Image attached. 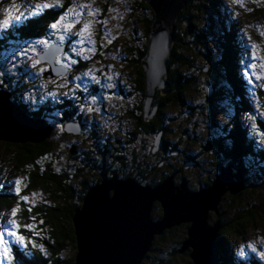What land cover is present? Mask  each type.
Instances as JSON below:
<instances>
[{
	"label": "trees",
	"instance_id": "obj_1",
	"mask_svg": "<svg viewBox=\"0 0 264 264\" xmlns=\"http://www.w3.org/2000/svg\"><path fill=\"white\" fill-rule=\"evenodd\" d=\"M215 1L216 0H186L184 7L181 9L178 19L175 21L171 51L169 57L167 58L169 73L166 77V82L168 85L164 95L161 94L162 90L160 88L155 91L154 101L161 103V106L159 108V112H157L154 116H151L150 119L145 118L144 98L146 96L147 89L142 61L147 53L149 45L148 35L152 28L153 10L150 5L146 4L144 1L143 7L145 8V11L151 13V15H148L145 12L144 15H142L144 24H146L144 25V40L141 41L139 46L140 48H135L133 44L132 46L128 45V47H126L128 49V54L131 57L128 61H126L128 63V67H126V69L128 70L129 76L132 77L133 86L136 90L138 99L133 98L132 101L134 102H130L129 105L123 104L121 106L122 110H124V115L118 121L123 122L126 126H130V129H127L124 132L120 130V132L118 131V133H123V138L127 137L129 142H131L129 148L127 147L125 152H123L124 156H129L127 163L130 165V168L126 169H134L136 165L139 164L145 176L154 175L157 179L162 181L159 173L161 170H166L158 167L157 162L158 160H162V157H165V155H167V158L170 156L168 154L163 155L162 152H158L156 155L152 152L151 146L153 145L155 135L160 130L163 131L164 134H167L168 132V136L174 137L171 136L172 132L169 131L167 126H165L166 119H163V115H165V112L168 113V110L165 108L168 106H170L169 108H172L174 105H179L180 103L182 104L183 100L186 98L185 96L188 93H193L194 90L190 88V84H192L195 81V78H197L193 72L194 69L198 70L200 74H203L205 73V66L208 65L209 68L211 66L218 67V65L221 64L220 62H224L222 58L219 61L215 60L213 56L214 53H212L213 50L211 51L212 41H219L227 45V31L224 30L220 20L214 16V12H217V7L214 4ZM208 4L213 10H208L207 8L205 9V5ZM61 5L63 10H67L70 5V0H61ZM62 9L49 10L45 15L33 18L30 22L22 24L23 28L18 34L22 35L23 33H26L35 36H41V34L46 35L47 25L52 23L54 19L58 18ZM210 13H213L212 16ZM203 17H205V19H210V22L213 21L212 23L216 27L217 37L213 34L210 41L208 39L209 32H207L205 28L202 32L197 30L198 26L204 25V23L201 22ZM181 19H184L185 21L182 23ZM181 25H184V27L182 28ZM25 27L33 29L27 30ZM181 28L182 32L180 30ZM5 45L6 43L4 42L0 43V51L5 48ZM221 46L223 47V45ZM96 52L98 54L99 50L97 49ZM225 53L227 55V52ZM36 54L37 52H34L35 56ZM102 59L103 55L98 54L94 60L102 61ZM202 60L204 61L202 62ZM226 61L227 60H225V62ZM86 67L87 65L82 63L80 69H85ZM43 76L46 78L45 73ZM28 82L32 83L31 81ZM25 84L26 82L22 80L19 87H13L14 92L16 93V91H19ZM239 85L240 84H238V88ZM14 92L13 94H10V96L13 97ZM47 104L49 103L47 102ZM49 105H47V108H51V105ZM244 109H246L245 111H247V109L251 111L252 108H247L245 105L243 106V110ZM33 115L35 116L34 113ZM36 116L45 117L40 114ZM106 128L107 132L111 133V130L108 127ZM143 135L144 137H150L151 135V138H153L150 150L149 147L147 148V143L150 139L148 140L147 138V140H143L142 142L141 139ZM96 138L99 141L100 138ZM93 141H90L88 147L91 148L88 152H86V154L83 153L82 157L79 158L80 160L74 158L75 155L71 156L69 147L67 153L65 149L67 145L65 143L62 144L61 149L58 153L56 152V154H60L61 150H63L62 153L66 155L64 162H62L59 157L51 155L55 154L54 147L55 145H58L52 133L45 139L38 142H3L5 152L4 156L0 153V160H2V162L9 167L7 168V173L5 172V178H0V184L5 185L0 188V223H4L5 220L11 218L10 209L17 204L19 199L15 193L7 187L6 182H10L12 179L15 180L19 177L22 180L20 185V195L29 197V201L20 202L21 210L16 219L21 224L33 223L35 225V231L39 234L33 236L32 232L21 229L22 234L33 239L37 244L43 243L47 250V257L45 258L41 256L36 249L31 248V246L23 251H18L16 247H13V253L20 260L21 264L74 263L76 253V236L74 231L73 215L76 208L81 206L82 199L90 186L98 184L99 181L103 179L97 168L92 166L93 153L91 152V149L95 147L93 146ZM164 142L166 143L167 140L164 139ZM180 143H184V141ZM188 143L190 147H194L193 142L192 144L190 142ZM219 143H223V140L220 139ZM137 146L140 147V149H135ZM228 147L225 148V153L230 151V148ZM100 151H102L101 148ZM232 152L234 155L230 154V152L229 154L227 153V160L230 161L227 163V166H229V163L232 162L235 164V168L233 170L234 172L237 171V168L242 169L243 188L236 194H232L230 192L226 193L220 198L217 205V212L208 213V224H218L215 241L216 247L214 251V256L216 253V258L214 257V259H216V262H220L221 264H243V262H239L237 260L232 259V261L229 260L228 262L225 257L222 258L223 255H226L225 249L229 243V239L231 238L230 234H233L234 237L236 235L244 236V234L248 232L251 225H254L256 221L264 218V176H260V174H258L260 171H246L247 166H245L244 156H242L243 152H238V149L236 148L232 150ZM249 153H251V150H249ZM94 154L98 155L97 152ZM189 155L192 157L191 160L194 162L195 158L193 156L195 155L192 153H189ZM124 156L120 154L116 156V160L119 159L123 161ZM263 156L264 155H259V158L261 159ZM83 158V162L80 163ZM71 160L76 162L74 167L69 163ZM172 161L173 165L174 163L180 164L177 168V170L179 169L180 171L183 167H191L188 164H185L186 161L183 157L173 158ZM145 163H148V167H144ZM153 166L155 167V172L152 171ZM165 166H167V164H165ZM214 166L216 167V165ZM126 169H124L125 171L118 173L117 178L119 176L127 175L129 171L127 172ZM168 171L169 168L167 167V172ZM173 178L177 183L182 179L179 176L176 177L175 174L173 175ZM185 180L188 181L190 179L186 177ZM206 183L208 186L211 184V182L208 181ZM191 186L192 184L189 183V188H191ZM234 200L238 201L237 204H230L231 202H234ZM227 203L231 208V212L228 214ZM29 208H31V211H28ZM161 215L162 209L158 203H155L151 216L160 217ZM187 227L188 226L183 228L181 227L182 229L179 227L169 228L161 235H156L151 249L145 254L141 264H155L150 260L153 252H159V257H161V254L163 253H165V255H169L168 259L159 258L158 263L179 264L178 256L182 253H179V250L187 236ZM26 252H31L32 255H26ZM217 252L220 256V261ZM189 253L190 250H187L182 254L186 255L189 264H194L189 256ZM227 257H230V255L227 254ZM216 262L214 264H216ZM247 264H257V259L255 258L254 253H250V255H248Z\"/></svg>",
	"mask_w": 264,
	"mask_h": 264
},
{
	"label": "rangeland",
	"instance_id": "obj_2",
	"mask_svg": "<svg viewBox=\"0 0 264 264\" xmlns=\"http://www.w3.org/2000/svg\"><path fill=\"white\" fill-rule=\"evenodd\" d=\"M144 1L145 0H70V5L68 6V9H72L73 11H70L68 16L65 17L64 23L71 25V27L67 31L61 32L59 30L60 26L58 25L57 30L47 29L49 30L47 31V34L44 32L46 35L41 34V36L42 35H44L42 37L47 36V39L49 41L51 39L49 37V33L50 34L54 33L53 38L56 41L51 40L50 42L56 44L57 41H63L60 40L59 38L61 35H63L65 37L64 42L66 40L68 43L69 52L66 54L71 59L73 58L75 59L76 56H79L83 60H89L92 58L91 57L92 54L93 55L95 54L96 56H98V54L99 55L102 54L103 59L102 61L99 60L94 61L93 59V61L86 62L87 67L85 69H81L80 71H77V69L75 68L74 71L70 74V78L67 77L66 75H62L59 77L51 76L45 78L43 76L45 72L41 73L40 78L34 81L35 85L37 86L46 85L47 87L44 90L47 91L64 92L67 91L69 88H73L74 90H81L84 87H86V89L88 90H90V88L95 90L94 86L89 87L91 82H89L88 78L85 77L84 74L86 72H89V70H91V74L97 76L98 78L110 76V73L104 70V66L107 65L109 66V68H111V66L118 65L119 62L122 65L124 63H127L124 62L122 59L124 58L126 60L131 58L130 55L128 54V49L126 47H128V45L132 46V44L134 45L135 48L139 47L141 41L144 40L145 37L144 25L146 24H144L142 15H144L145 12L146 14L151 15L150 12L145 11V8L143 7ZM43 2H45V0H0V19H3L4 15L6 14L5 9L9 7H12L13 14L27 13L32 10L30 5L34 6L37 3H43ZM145 3L148 4L146 1ZM214 4L217 7V12L216 11L214 12V16L215 18H218V20H220L224 30L227 31V45L215 39L217 42L212 41V44L210 43L212 46L211 51L213 50L212 53L215 54V55L213 54L215 60L219 61L222 58L224 62L223 63L220 62L221 64L218 65V67L211 66L210 72L208 70L209 66L208 65L205 66L204 67L205 73L203 74H200L198 70L194 69L193 72L195 73L197 78H195V81L192 84H190V88L194 90L193 93H188L185 96L186 98L183 100L182 104L180 103L179 105H174V107L172 108H169L170 106L165 108L166 110H168V113L165 112V115H163V119L164 120L166 119L165 126L168 127L169 131L172 132L171 136L174 137H170L168 136V132L167 134H164L163 131L160 130L155 135L154 141L153 138H151L152 137L151 135L150 137H144L143 135L141 139L142 142L143 140H147V138L148 140L150 139V141L147 143V148L149 147V150H150V145L152 144L153 141L151 150L155 154L158 152H162L163 155L168 154L170 156V152L175 150L173 149V142L184 141L185 127L188 128L189 137H191L192 135L191 127L193 126L194 123H196L195 118L201 115V113L197 111V106L195 101L197 99H207L214 113L219 112L220 117H224L225 114H228L230 115V117L234 118L232 122V126L229 129L228 133L224 137L220 138L221 140H223V143H219L220 139H218L217 141V145L222 150V153L219 161H217L212 165V167L215 169V173L212 174L211 179L207 180L208 182L211 183L213 182V180H215L216 176L220 172L221 166H224L225 164L230 162L227 160L228 157L227 153L229 154L230 152V154L234 155L232 150H234L235 148L238 149V152L241 151L243 152L242 156H244V162L247 168L251 164L252 168L256 169V164L258 162H264V156L261 159L259 158V155H264V146L256 143V141L261 140V137L264 136V118L260 117V113H264V87H261V85H264V79H261L260 81L254 80V84H255L254 95L250 94L249 93L250 85L248 84V82L246 81L243 75L244 66L242 64V61L245 63L251 62L249 60L251 49L249 48L248 52H246L245 46L246 45L250 46L252 44H255L256 45L255 52L257 57L259 58L258 61L256 62L257 67L255 69V74L264 77V67H262V65H264V0H216ZM206 8L208 10L210 9L213 10L209 4L205 5V9ZM210 14L212 16L213 13ZM154 17L155 15L153 11V20ZM205 17L202 18L201 22H203L204 25H206L205 30L209 32L208 39L210 41V38H212L213 34L215 35V37H217L216 35L217 31H216V27L212 23L213 21L210 22L211 20L208 18L205 19ZM177 19L178 17L176 18V20ZM184 21H185L184 19H181L182 23ZM85 24L88 25L87 28L84 27ZM181 27L183 28L184 25H181ZM22 28H23L22 24H17L15 26H10V28L7 31H0V43L1 42L6 43L5 48L2 51H0V71L12 67V54L19 47L16 43L20 40V38L25 36V33H23L22 35L18 34ZM182 28L180 29L181 32H182ZM76 32L80 33L78 37L73 35ZM66 38L69 39L67 40ZM35 39L37 38L34 36V38L31 39V41H34ZM70 40L72 41L71 43H69ZM27 42L29 43V41ZM221 45H223V47ZM36 46L39 49L43 47L41 45H36ZM39 49L37 50V52H39ZM97 49L99 50L98 54L97 52H95L97 51ZM224 50L225 52H227V55L224 52ZM77 53H79V55H77ZM40 54H42V52L37 53L38 59ZM58 55L59 52L56 54L55 58ZM30 56L31 59L27 61L29 65H31L33 60H37L34 53H30ZM65 56H66L65 52H62V54L58 56L60 58L61 64L66 62ZM225 60L227 61L225 62ZM203 61L204 60H202V62ZM18 63H22V62L18 61ZM201 64L204 65L203 63ZM49 67L50 65L46 64V61L41 60L37 68L31 69V71L38 72L39 68L50 70ZM120 68L123 69L126 68V66L125 67L121 66ZM65 69H66L65 74L71 72L69 66L63 68L64 72ZM249 71L252 70L249 69ZM47 72L48 71H46V73ZM168 73H169V68L167 63L166 77L168 76ZM82 77H85L86 80L84 81ZM27 82L24 85V87H22L19 91H16V93L14 92V96L13 97L10 96V99L18 106L24 108L25 110L24 114L28 118H32L34 112L37 111V113L38 112L42 113L40 112L39 107L42 104H45L46 102L50 104L51 98L45 97V101L38 102L37 110L33 111L32 108L29 107L27 103H25L20 99V95L22 93L31 90L33 87V82L32 83L29 82L27 83ZM111 82L114 84V89L105 90V94L111 96V99H114L117 102L122 101V103H125L127 105H129L130 102H134L132 101L133 98L138 99L136 91L134 95L127 92L122 77L119 81L112 80ZM65 83H67V88L62 87L57 89V85H61ZM77 84L81 85V89L75 88V85ZM200 84L203 85L205 84L203 89L200 88ZM238 84H240L239 88H238ZM13 87H16V85H14ZM97 88H99V86H97ZM158 89L159 88H156V91ZM80 93H78V95H80ZM155 93L156 92H154L152 96L151 105H155L156 103H159L154 101ZM83 94L89 96L91 100V96L88 94V92H84ZM107 102H110V99H108ZM245 105L247 108L248 107L250 109L252 108L251 111H249V109H247V111H245L246 109L243 110V106ZM160 106L161 103L158 106L156 112L152 116H154L157 112H159ZM55 110L56 109H53L51 106L47 114L44 113L41 114L47 118L46 122L38 121L37 124L42 127L46 126L47 124L54 125L57 119L53 115V112ZM252 115H255L257 118L255 120L249 119V117ZM105 117H109V116L107 114H104L103 117H101L102 119H97L96 122L99 124H104ZM105 121L109 122L108 120ZM253 123L257 125L255 129L251 127ZM71 124L74 126L77 125L78 127L77 132L68 130L69 128L68 126ZM120 125L121 127L124 128V131L130 129L129 128L130 126H126L123 123H121ZM80 127H81V123H77L75 121L74 123H71L69 120L68 123L65 124V117H64L62 130L56 127L58 130L53 129L52 131V135L58 144L57 146L55 145L54 147L55 154H52V156L59 157L62 160V162L65 161L66 155L62 153L63 150H61L60 154H56V152L57 153L59 152V150L62 147L61 146L62 144L67 143V147L65 149L66 152L68 153V147L70 145V142H74L72 137L74 135L79 134ZM60 132H62L63 135L65 134V132L67 133L65 138L61 136L62 134ZM164 139L167 140L166 143L164 142ZM95 140L93 141L94 142L93 146L99 145L97 154L100 155L101 153H103L105 159H110L113 161H116L117 159L116 156L120 154L124 156V153L122 152H125L126 150L125 147L129 148L127 144L128 141L126 138L123 140V142L120 141L117 142L115 140L112 141V143H103L100 139L98 141L97 138ZM3 142L5 141L0 140V153L4 156L5 149L3 148ZM188 142H190L191 144L192 142L194 143L193 144L194 147L191 146L192 148H197L200 146L199 140H196L195 142V139H189L187 141L188 148H191ZM89 143H83L87 145V147L83 146L82 148H78L81 147V143H76L78 147L71 145V147H69L71 156H73L72 154L73 150L76 151V154H80V155L81 154L83 155V153L86 154V152H88V150L91 148L88 147ZM226 147L230 148V151L227 153L224 152ZM100 148L102 151H100ZM135 149L138 150L140 149V147L137 146L135 147ZM249 150H251V153H249ZM190 153L196 156L194 152H190ZM195 156H193L195 158L194 162L191 159H188L185 163L191 166L190 168L183 167L180 171L179 169L177 170L180 164L174 163V168L177 170L175 172V176L176 177L179 176L180 178H182L181 180L178 181V183H180L186 177L190 179L188 180L189 182L185 180L187 186H189V183L195 185L200 182L197 179V173H202L203 169L200 166H198L200 164V157L197 156L195 157ZM201 156H206L208 159H213V157L207 156L206 152L204 153L202 152ZM165 157H167V155H165ZM124 158L128 159L129 156H124ZM169 158L171 160L173 159L171 156ZM83 160L84 158L81 160L80 163H82ZM69 163L74 167L76 162L71 160V162ZM157 164L158 167L166 170L164 172H167L168 165L165 166L163 159L158 160ZM229 164L230 166L235 167V164H233L232 162ZM161 165H163V167H161ZM214 165H216V167ZM8 167L9 166H7L4 162H2V160H0V170H2L0 171V178L2 179L5 178L6 176L5 172L7 173ZM204 167H209V165H204ZM126 170L127 172L128 171L130 172L131 169L130 170L126 169ZM239 170L241 171L242 169ZM170 171L172 170L169 169L168 172ZM258 171L261 172L264 170L261 169L255 170V172ZM260 172L258 174H260ZM172 179L176 184L177 182L175 181L173 176ZM13 180L14 179H12L11 181ZM227 193L229 192L227 191ZM30 198L33 199L32 197ZM237 202L238 201L234 200V202H231L230 204L236 205ZM230 212H231V208L227 203V214ZM6 221L7 220H5L4 222ZM186 226H188V223H181L178 226H174L171 228L179 227L180 229H182L183 227ZM230 236L232 239L228 238L229 243L227 244V247L225 249L226 255H223L222 258L225 257L228 260V262L229 260L232 261V259L238 261V258L236 257L235 253L237 252L240 245L251 244L255 246L258 250L264 247V218L262 220L260 219L259 221H256L254 225H251L250 228L248 229V232L244 234V236L236 235L234 237L233 234H230ZM214 238L216 241V236ZM215 241H214V246L212 248L214 263L216 262V259H214V257L216 258V253L214 256V251L216 247ZM182 247L183 245L181 246L179 253ZM182 253L179 254L178 256V263L189 264L186 255ZM250 253L252 252L248 250V255H250ZM227 254H229L230 257H227ZM159 256H160L159 252L156 253L153 252L150 260L156 264L158 263L159 258L168 259L169 257V255L167 254L165 255V253L161 254V257ZM219 261H220V256H219ZM158 264H162V263H158ZM216 264H221V263L216 262Z\"/></svg>",
	"mask_w": 264,
	"mask_h": 264
},
{
	"label": "snow or ice",
	"instance_id": "obj_3",
	"mask_svg": "<svg viewBox=\"0 0 264 264\" xmlns=\"http://www.w3.org/2000/svg\"><path fill=\"white\" fill-rule=\"evenodd\" d=\"M32 10L27 13H19L13 14L12 7L5 9V15L3 19H0V31H7L10 26H15L17 24H26L30 22L34 17H41L45 15L49 10L62 9L61 0H45L43 3H37L34 6L30 5ZM159 7V5H157ZM73 11L72 9L63 10L58 18L54 19V21L47 25V29L57 30L58 25L60 26L59 30L61 32L67 31L71 25L63 23L65 21V17L68 16L69 12ZM159 26L156 28V32L154 35L157 38V62L159 61L160 55L164 50V37L168 34V29L170 26H175V18L172 16L170 11L165 9L161 11L159 17ZM85 28L88 27L87 24L84 25ZM206 25L198 26V31H203ZM46 29V31H47ZM74 36H79L80 33L76 32L73 34ZM60 40H64L65 37L61 35ZM72 41L70 40L69 43ZM36 45L43 46L45 56L49 55L47 51L49 48V41L47 38H37L31 43H27L25 45H21L18 47L16 51L12 54V67L6 68L3 71H0V97L8 96L13 94L14 88L20 86L21 81H31L33 82V87L31 90H28L20 95V99L27 103L29 107L32 108L33 111L37 110L38 102L45 101V97L51 98V106L53 109H56L53 112V115L57 118L54 127L60 128L62 130L64 117L68 116L69 119L79 123V121L83 120L84 123L81 125L84 132L88 131L89 124L96 125V116L95 114H100L103 117L106 109L97 106L99 104L100 99L108 100L111 99V96L105 94V90H113L114 84L111 82L113 77L106 76L103 78H98L95 75L91 74V70L84 74L85 77L88 78L89 82L95 83L96 86H99V90L102 95L98 98L93 92L90 90L83 88L81 89V85H75L76 89H81L80 95L73 88H69L67 91H47L46 85H35L34 81L40 78V74L46 71L51 75L50 70H46L44 68H39L38 72H33L31 69L37 68L40 64V60H33L31 65L27 63L29 59H31L30 53H34L37 51ZM249 48L251 49L249 60L250 63H245L242 61L244 66L243 75L250 85L249 93L254 95V80L260 81L264 79L259 75L255 74V69L257 67L258 57L256 55L255 49L256 45L252 44L250 46H245V51L248 52ZM79 55V53H77ZM66 63L61 64L60 58L57 57L56 63L60 64L62 68L68 67L69 65L77 64V60L69 58L66 54L65 56ZM18 61L22 63H18ZM264 67V65H262ZM251 69L252 71H249ZM210 72V68H209ZM22 74V75H21ZM67 88V83L57 85V89L59 88ZM264 87V85H261ZM200 88L203 89L204 85L200 84ZM44 90V91H42ZM84 92H88L91 96V100L88 102V106L86 107L84 103H81V95ZM114 95V92H113ZM87 99V97H85ZM197 106V111L201 113V115L195 118L196 123L191 127V137L188 135V128L185 127V139L184 143H180L178 141L173 142V148L175 150L170 152V156L172 158L183 157L185 161L191 159L192 157L189 155L190 152H194L197 157H200V166L203 171L202 173H197V179L200 181L199 183L192 185L191 190L185 185L181 184L179 188H176L177 191L184 190L186 188L187 192L192 194L194 197H203L208 195L211 189L208 187L206 181L212 178V174L215 173V169L212 167L214 163L219 161L221 157L222 150L218 147L217 141L221 137H224L229 129L232 126L233 119L230 115L225 114L224 117H220L219 112L214 113L210 106V103L207 99H197L195 101ZM70 109V111H69ZM260 117L264 118V113H260ZM257 117L252 115L249 119L255 120ZM253 129L257 127L255 123L251 126ZM112 131H115L113 129ZM189 139H195L200 141V146L197 148H188L187 141ZM101 141L103 143L111 142L109 139H105L101 137ZM257 144H261L264 146V136L261 137V140L256 141ZM99 145L93 147L91 149L92 155V166L97 168L100 172L103 179L99 181L98 186L104 185L106 181L112 182L113 177H117V174L123 172L124 169L130 168V165L127 163V158L121 160H110L105 159L104 154L95 155L94 153L98 151ZM202 152H207V156L213 157V159H208L206 156H201ZM164 164L168 165V168L172 171L164 172L161 171L159 176L162 178V181L157 179L154 175L145 176L141 166L139 164L136 165L134 169L127 175L119 176L118 180L120 183L128 186L133 190L134 194L141 200L147 201V217L154 224V221L159 217H153L149 213L153 207V201H160L164 209L169 211H176L177 203L174 201H169L167 204L165 200L156 193V189L160 188L164 185V183L168 180V178L172 177L177 171L174 168L173 161L167 157H162ZM204 165H209V167H204ZM144 167H148L147 163H145ZM163 167V165H161ZM257 169L264 170V162H258L256 164V169H253L251 164L246 169V171H255ZM152 171L155 172V167L153 166ZM261 175H264V171L260 172ZM21 178H16L11 182H6L7 187L15 193V195L19 198L18 202L15 206L10 209V219H8L4 223H0V264H21L20 260L13 253V247H16L18 251H23L28 249L29 246L31 248L36 249L41 256L47 257V250L43 243L37 244L35 241L29 237H26L22 234L21 229L32 232L33 236L38 235L39 233L35 231V225L33 223L21 224L16 219L18 213L20 212V202H28L29 197L20 195L21 193ZM5 185L0 184V188ZM115 188V187H114ZM93 189V188H92ZM90 192V191H89ZM89 192L86 194L88 196ZM118 195V194H117ZM31 211V208L28 209ZM34 219V218H33ZM192 220V229L197 232V238L195 243H193L194 248L196 249L193 252V255L199 257L201 253L202 244L205 241L211 239L209 233L210 229H208L204 223V216L199 214L195 218H187ZM248 250L255 254V258L257 259V264H264V247L261 249H257L255 246L251 244L240 245L237 252L235 253L239 262H243V264H247L248 262ZM26 255H32L31 252H26ZM198 264H200L198 260Z\"/></svg>",
	"mask_w": 264,
	"mask_h": 264
},
{
	"label": "water",
	"instance_id": "obj_4",
	"mask_svg": "<svg viewBox=\"0 0 264 264\" xmlns=\"http://www.w3.org/2000/svg\"><path fill=\"white\" fill-rule=\"evenodd\" d=\"M154 11L152 28L148 35V50L142 61L147 93L144 98L145 118L149 119L157 110L160 103L151 105V99L156 88L166 92L167 58L170 55L174 27L170 26L168 34L164 37V50L157 62V38L154 35L159 26L161 11L167 9L172 16L178 17L186 0H145ZM159 5V7H157ZM64 49L63 46L51 44L49 55L40 54V60L47 61L50 71L46 77L65 75L63 68L54 63L55 56ZM59 67V69H58ZM58 69V70H57ZM44 119L28 118L24 111L15 104L10 95L0 97V140L16 143L38 142L52 133V127H42L37 122ZM69 131L77 132V125H69ZM232 166H221L215 180L208 186L211 191L203 197H194L186 188L177 191L183 183L175 184L172 177L163 186L156 189L167 204L169 201L177 203L176 211L167 212L160 201L158 203L162 215L154 221L147 217V201L139 199L128 186L113 177L112 182L106 181L104 185L98 184L90 187L83 197L82 204L76 208L73 215L74 231L76 236V253L73 264H141L145 254L151 249L156 235H161L166 229L188 223L187 238L183 242L180 252L190 250L189 256L194 264H214L213 246L217 234L218 224H208V213L217 212L220 198L227 191L236 194L243 188L242 174L237 168L233 172ZM163 182V181H162ZM115 187V188H114ZM189 188V186H187ZM93 188V189H92ZM191 190V188H189ZM118 194V195H117ZM153 210V207L150 211ZM199 214L204 216V223L210 229L211 239L202 244L199 257L193 255L197 232L192 229V220ZM214 238V239H213Z\"/></svg>",
	"mask_w": 264,
	"mask_h": 264
},
{
	"label": "flooded vegetation",
	"instance_id": "obj_5",
	"mask_svg": "<svg viewBox=\"0 0 264 264\" xmlns=\"http://www.w3.org/2000/svg\"><path fill=\"white\" fill-rule=\"evenodd\" d=\"M26 29L27 30H32V29H29V28H26ZM47 31H49V30H47ZM53 35H54V33H52V34L49 33V37L51 38L49 40V43L50 44H51V42H50L51 40L56 41L53 38L54 37ZM34 36L25 33V36H23L22 38H20V40L18 41V45L21 46L22 44H27L28 43L27 41H29V43H31L32 42L31 39H33ZM35 37L36 38H47V36H45V37L35 36ZM66 39L68 40L69 38H66ZM56 43H58L59 45L61 44L64 47V51L63 52H65V55H66V53L69 52L68 51V43H67L66 40H65V42L63 40V41H57ZM36 48L39 49L38 47H36ZM41 48H43V47H41ZM60 54H62V53H60ZM57 57L55 58V63H56ZM91 57L92 58L89 59V60H83L79 56H76L75 57V60H77V64H75V65H69V68H70L71 72H69L68 74H65V75L70 78V74L74 71L75 68L77 69V71H80L81 69H78V68L81 67V64L82 63H85L86 64V62H88V61H93V59H95L96 55L95 54L94 55L92 54ZM122 59H123L124 62L128 61V59H126V60L124 58H122ZM121 66L128 67V63H124L122 65L119 62L118 65L111 66V68H109V66L105 65L104 66V70L110 73V76L113 77V79H112L113 81H119L121 79V77H122V79H123V81L125 83V88H126L127 92H129L130 94L134 95L136 90H135V88L133 86L132 77L129 76L128 71H126L127 69L126 68L121 69L120 68ZM82 79L84 81L86 80L85 77H82ZM91 86H94L95 87V90H93V89L90 88L91 92H93L98 98H100L101 97V91L99 90V88H97V86L95 85L94 82H91L90 83L89 87H91ZM84 88H86V87H84ZM75 91L77 92V94L81 92V90H75ZM85 97H87V99H85ZM89 101H90L89 96H86L84 94L81 96V101L80 102L81 103H84V105L86 107L88 106V102ZM123 104H125V103H122V101L121 102H117L114 99H110V102H107V100H104V99H100L98 105H99V107H102L103 109H106V111H105L104 114H107L109 117H105V120H108L109 122H107V121L104 120V124H99V123H97L96 125L89 124L88 131L87 132H84L83 131V128L80 127L81 131L79 132V134L74 135L72 137V139H73L74 142H70L69 147H71V145H73V146L76 147L77 146L76 143H81V147H78L77 146L78 148H82L83 146H86L87 147V145H85L83 143H89L90 141L95 140L96 137H99L100 140H101V137H104L105 139H109L111 141L109 143H112V141H115V140L117 142H119V141L120 142H123V140L126 138L127 141H128L127 144H128V146H130L131 145V142H129L128 138L127 137L123 138L122 137L123 136V133H118L119 130L122 131V132H124V128L121 127V125H120L123 122H118L120 120V118L124 115L123 114L124 113V110H122V107H121ZM44 105L45 104H42L39 107V110L42 111V113L47 114L48 112H45V111H48L50 108H47ZM42 113H39V112L37 113V111L34 112L35 115H38V114L41 115ZM95 116H96V120L97 119H102L101 116H100V114H95ZM69 120H70L71 123H74V121L71 120V119H69L68 116H65V124L68 123ZM79 123H81V125H83L84 121L81 120ZM106 127H108L111 130L110 131L111 133H108L107 132V128ZM53 129L58 130L54 126H53ZM113 129H115V131H112ZM60 133L62 134L61 136L64 137V138L67 135L66 132H65V136L63 135L62 132H60ZM115 137H116V139H115ZM66 145H67V143H66ZM125 148H127V147H125ZM72 154L75 155L74 158H76V159H79L80 157H82V154L81 155L80 154H76V151L75 150H73V153ZM94 185H96V184H94ZM94 185H92V186H94ZM92 186H90V187H92Z\"/></svg>",
	"mask_w": 264,
	"mask_h": 264
},
{
	"label": "bare ground",
	"instance_id": "obj_6",
	"mask_svg": "<svg viewBox=\"0 0 264 264\" xmlns=\"http://www.w3.org/2000/svg\"><path fill=\"white\" fill-rule=\"evenodd\" d=\"M172 45V44H171ZM37 49V48H36ZM38 50V49H37ZM41 49H39V51H40ZM148 50V49H147ZM64 51V49L60 52V53H62ZM171 51V50H170ZM37 52V51H36ZM36 57H37V54H36ZM40 57V56H39ZM169 57V56H168ZM38 59V58H37ZM39 60H40V58H39ZM40 62H41V60H40ZM44 63V62H43ZM54 63H55V61H54ZM45 64V63H44ZM46 64H49L47 61H46ZM57 65H59V64H57ZM46 73V72H45ZM81 131V129H79V132ZM52 155V154H51ZM233 165V164H232ZM233 167V170H234V166H232ZM232 170V171H233ZM234 172V171H233ZM237 172V171H236ZM241 172V174L243 173V171L241 170L240 171Z\"/></svg>",
	"mask_w": 264,
	"mask_h": 264
}]
</instances>
